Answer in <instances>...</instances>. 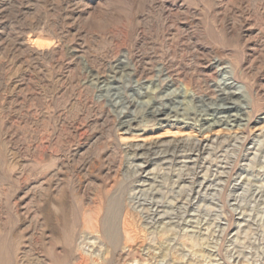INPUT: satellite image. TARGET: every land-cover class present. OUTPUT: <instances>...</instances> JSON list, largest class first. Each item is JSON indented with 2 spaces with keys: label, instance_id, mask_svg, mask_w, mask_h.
I'll return each mask as SVG.
<instances>
[{
  "label": "rangeland",
  "instance_id": "374dc122",
  "mask_svg": "<svg viewBox=\"0 0 264 264\" xmlns=\"http://www.w3.org/2000/svg\"><path fill=\"white\" fill-rule=\"evenodd\" d=\"M118 59V91L137 121L152 123L168 86L173 97L187 83L193 112L199 99L225 103L217 94L231 74L250 99L249 121L201 134L140 123L125 134L116 89L100 96L96 86ZM0 122L17 129L0 165V250L12 264H97L96 254L58 258L95 214L104 264H264V0H0ZM132 203L137 214H126Z\"/></svg>",
  "mask_w": 264,
  "mask_h": 264
},
{
  "label": "bare ground",
  "instance_id": "6f19581e",
  "mask_svg": "<svg viewBox=\"0 0 264 264\" xmlns=\"http://www.w3.org/2000/svg\"><path fill=\"white\" fill-rule=\"evenodd\" d=\"M8 3V2H6ZM77 16V15H76ZM18 47H20V44H17ZM22 53V52H21ZM46 56V55H45ZM16 62V61H15ZM52 63V62H50ZM113 63V62H112ZM55 64V63H54ZM103 64V63H102ZM101 64V65H102ZM223 64V63H222ZM63 65V64H62ZM124 65H125V62H123L122 60L118 59L116 60L113 68H112V75H109V76H102L103 77V80L100 81L101 85L97 88H99V93H100V96L101 95V91L102 89L105 88V90H111V89H116L115 90V95L117 98H115V102L114 104L115 105H118V119L120 120L119 124H120V128L121 130H123V133L127 134V133H130V132H138V131H142L144 130V128L141 127V125H144V126H147L148 124L150 125H153V124H161V123H172V124H175V125H179L181 127H190V128H195V130L198 132V133H203V132H208L210 131L213 127L215 126H223L225 128H233L235 126H239V125H247L248 123V118L246 117L245 112L246 110H248L250 108V99L248 96H245L242 94V91L239 87H237L236 85H234L233 81H230L231 79L234 78V75L231 76L229 75L228 77H224L222 78L223 81H221V84H222V87L220 88V90H223L220 91V93L217 94V97L219 99H223V98H226L227 101L225 103H222V104H214L212 105V107H208L207 104L204 102V100H198L201 104V108L200 109H197V110H193L194 108H189V105H188V101H189V95H190V90L188 89L187 87V83H184V84H180V85H183V86H177V88H175V94L173 95V97H170V91H169V86L167 84H163L164 86H168L167 87V91L165 92V94L162 96V97H159L160 100L162 101H166L164 103H161V101H158V100H155V104H153L149 109L150 111L152 112V116L150 118H152V123H149L150 121H144V122H140L139 120L137 121L136 118L134 117L133 114L129 113V104H127L126 102H124L122 100V98L125 96H123L122 94H119V80L117 79V75H121L124 71ZM218 65H220V63H218ZM228 65V64H227ZM79 66V65H78ZM225 66V65H224ZM171 67V66H170ZM229 66H225L223 67L222 69L224 70V73H228L229 71L226 69L228 68ZM231 67V66H230ZM168 69V68H167ZM162 71V70H161ZM179 71V70H178ZM212 71V70H211ZM155 72V71H154ZM218 72V71H217ZM142 73V72H141ZM157 73V72H156ZM159 73V71H158ZM230 73V72H229ZM228 73V74H229ZM148 76H149V72L147 73ZM146 74V75H147ZM167 74V72L165 73ZM223 74V72H222ZM122 75H126V74H122ZM168 75V74H167ZM224 75V74H223ZM118 76V77H119ZM165 76V75H164ZM102 77H100L102 79ZM142 77V75H141ZM177 77V76H176ZM180 77V76H179ZM215 77V76H214ZM100 78H98L100 80ZM140 78V77H139ZM161 78V77H159ZM119 79H121L119 77ZM123 79V78H122ZM138 79V78H137ZM155 80V79H154ZM176 81V80H175ZM175 81H172L170 80L169 82H172L170 85L172 86V84H175ZM201 81V80H200ZM95 82V81H94ZM156 82V81H155ZM177 82V81H176ZM184 82V81H183ZM99 83V84H100ZM119 83V84H118ZM142 83V82H141ZM150 83V82H149ZM180 83V81H179ZM182 83V82H181ZM206 83V82H205ZM128 84V83H127ZM143 84V83H142ZM212 84V83H211ZM94 85V84H93ZM162 85V86H163ZM147 86V85H146ZM197 86V85H196ZM150 86L148 85L147 86V89L149 88ZM161 87V85H160ZM173 87V86H172ZM217 87V86H216ZM226 87L227 89H229L228 91L225 90ZM142 86L140 85L139 82L134 81V85L131 86V90L134 89L135 92H138L139 89H141ZM158 85L157 84H154L152 87L149 88V90H144L143 92V102H149V100H153L154 96L153 94L156 92V89H158ZM190 88V87H189ZM212 88V87H211ZM58 89V88H56ZM96 89V88H95ZM173 89V88H172ZM191 89V88H190ZM207 90V92L210 91V88L206 86L205 88ZM231 89V90H230ZM166 90V89H165ZM174 91V89H173ZM21 92V91H20ZM113 92V91H112ZM161 90H159L158 93H160ZM23 93V92H22ZM126 93V92H125ZM140 94V92H138ZM137 93V94H138ZM196 93V92H195ZM214 93V91H213ZM130 94V93H129ZM163 94V93H162ZM142 95V94H141ZM160 95V94H159ZM169 95V96H168ZM211 95V94H210ZM225 95V96H223ZM73 96V95H72ZM109 96V95H108ZM133 96V95H132ZM135 96V95H134ZM207 96V95H206ZM31 97V96H30ZM99 97V96H98ZM187 97V98H186ZM215 98V97H214ZM101 99V97H100ZM110 99V98H109ZM112 99V98H111ZM140 99V98H139ZM188 99V101H187ZM108 100V99H107ZM114 100V99H113ZM216 100V99H215ZM130 101L132 102H136V103H140L141 101H138V99H136L135 97H131ZM169 101H171L169 103ZM221 101H224V100H221ZM2 102V101H1ZM103 102V101H102ZM110 102V101H109ZM142 102V103H143ZM194 102V101H193ZM213 102H216V101H213ZM20 104V103H19ZM102 104V103H101ZM113 104V103H112ZM141 104V103H140ZM171 104V105H170ZM193 104V103H191ZM197 104V103H196ZM209 104V103H208ZM105 105V104H104ZM110 106V105H109ZM196 106V105H195ZM114 107V106H113ZM143 107V106H141ZM70 109V108H69ZM108 110V109H106ZM112 110V109H111ZM116 110V109H115ZM133 110V108H132ZM135 110V108H134ZM250 110V109H249ZM38 111V110H37ZM144 112V111H143ZM150 112V113H151ZM115 114V112H113ZM117 113V112H116ZM141 113V112H140ZM147 113V112H146ZM15 114V113H14ZM109 114V113H107ZM106 114V115H107ZM145 114V113H144ZM43 115V114H42ZM19 116V115H18ZM105 116V115H104ZM115 117V115H112ZM33 117V116H32ZM144 117V116H143ZM25 118V117H24ZM31 118V117H30ZM60 118V117H59ZM68 118V117H67ZM85 118V117H84ZM107 118V117H106ZM117 118V117H115ZM147 118V117H146ZM32 119V118H31ZM70 119V117H69ZM0 165L2 166V162L6 161V153L8 151V144L11 143V137L14 135H17V129L13 126L12 123H9V122H6V124L4 125L2 122H0ZM34 123V122H33ZM89 123V122H88ZM87 123V124H88ZM140 123H144V124H141ZM22 126V125H21ZM91 126V125H90ZM95 126V125H94ZM260 132L262 133V129L260 130ZM209 133V132H208ZM38 134V133H37ZM36 134V135H37ZM19 136V135H18ZM17 137V136H16ZM34 137V136H33ZM39 137V136H38ZM37 137V138H38ZM19 138V137H18ZM22 138V137H20ZM35 139V137H34ZM188 139V138H187ZM18 140V139H17ZM14 141V140H13ZM22 141V140H20ZM30 141V140H29ZM175 141V140H174ZM235 141V140H234ZM24 142V141H23ZM39 142V141H38ZM188 142V141H187ZM197 142H200L198 139H197ZM15 143V142H14ZM33 143V142H31ZM24 144V143H23ZM14 145V144H13ZM16 146V145H15ZM35 146V150L39 148V145L36 144L34 145ZM41 146V145H40ZM137 146V145H136ZM10 148V147H9ZM25 148V147H24ZM32 148V146H31ZM14 149V148H13ZM16 149V148H15ZM33 149V148H32ZM39 150V149H38ZM13 152V151H12ZM16 153V152H15ZM31 153V152H30ZM51 158V157H50ZM111 158V157H110ZM19 159V158H18ZM49 159V158H48ZM13 160V159H12ZM170 160V159H169ZM111 161V160H110ZM14 162V161H13ZM17 162V161H16ZM163 162V161H162ZM2 163V164H1ZM36 163V162H35ZM183 165H187L186 161H183ZM11 164V162H10ZM13 164V163H12ZM78 165V164H77ZM82 166V165H81ZM89 166V165H88ZM135 166V165H134ZM166 166V165H165ZM18 168V167H17ZM36 168V167H35ZM142 168V167H141ZM33 169V168H32ZM140 169V168H139ZM143 169V168H142ZM38 170V169H36ZM136 170V169H135ZM184 170V169H183ZM35 171V170H34ZM139 171V170H137ZM144 171V170H143ZM142 171V172H143ZM11 172V171H10ZM13 172V171H12ZM38 172V171H37ZM203 172V171H202ZM15 173V172H14ZM36 173V172H35ZM135 173V172H134ZM145 173V172H144ZM165 173V172H164ZM264 173V172H263ZM19 174V173H18ZM24 174V173H22ZM27 175V174H26ZM24 175V176H26ZM56 175V174H55ZM9 176V175H8ZM14 176V175H13ZM13 176L11 178H13ZM17 176V175H16ZM189 176V175H188ZM23 177V176H21ZM135 177L138 178V180H140L141 182H146V178L145 176H143L142 173H136L135 174ZM179 177V176H178ZM251 177V176H250ZM9 178V177H7ZM18 179V178H17ZM28 179V178H27ZM174 179V178H173ZM19 181H21L19 179ZM24 181V180H23ZM137 181V180H136ZM139 181V182H140ZM22 182V181H21ZM40 182V181H39ZM253 184V183H252ZM46 186V185H44ZM43 186V187H44ZM145 187V186H144ZM32 188V187H31ZM35 188H38L39 190H42V188L40 186H37ZM34 188V189H35ZM52 189V188H51ZM139 189V188H138ZM131 191V190H130ZM134 191V190H132ZM136 191V190H135ZM29 192V191H28ZM1 193V192H0ZM2 194V193H1ZM87 194V193H86ZM26 195V194H25ZM33 195V194H32ZM35 196V195H34ZM39 196V195H38ZM25 196L23 195L22 197H20V199H24ZM128 198H129V202L130 201H133L135 198H136V195L135 193L134 194H130L128 195ZM19 199V200H20ZM138 199V198H137ZM31 200V199H30ZM15 201V200H14ZM135 201V200H134ZM142 202V201H141ZM144 202V201H143ZM1 203V202H0ZM110 203V202H109ZM131 203V202H130ZM16 205V204H15ZM129 205V204H128ZM126 204V206H128ZM14 206V205H13ZM125 206V207H126ZM18 207V206H17ZM140 207V206H139ZM146 207V206H145ZM13 208V207H12ZM23 208V206H22ZM154 208V207H153ZM118 209V208H117ZM125 209V208H124ZM136 209H139L138 207L134 206V204L132 203L130 205L129 208H126L125 210L127 211L126 214H128L129 210H131V212L133 211L134 213L136 212L137 214V211ZM123 210V209H122ZM108 211V210H107ZM17 213V211H15ZM95 212V211H94ZM121 212V210H120ZM119 212V213H120ZM123 212V211H122ZM141 212V211H139ZM97 213V211H96ZM22 214L28 218V214H29V210H28V207H24V211L22 212ZM100 214V213H98ZM115 214V213H114ZM139 214V213H138ZM142 214V213H141ZM19 215V213H18ZM95 214V217L93 218V220L89 221L87 224V226L79 232V235L78 237H76L77 235V232L74 231L72 234H71V237H70V240H69V244L67 246V250L65 249H62L61 253L59 254L58 258L61 259V261H66V259L70 258V259H76V260H80V261H83L84 260V257L85 256H92V255H95L97 256L98 261L97 264H104L105 261H106V256H105V251H108V250H101L100 248L98 249H95V246L97 244V240H96V236L94 234V229L92 228H96L97 226V221H98V218L97 215ZM121 215V214H120ZM143 215V214H142ZM107 216V215H106ZM126 216V215H125ZM18 217V216H17ZM119 217V216H118ZM142 217V216H141ZM140 217V219H141ZM102 218V216H101ZM122 218V217H121ZM120 218V219H121ZM137 218V217H136ZM92 219V218H91ZM10 220V219H9ZM117 220V219H116ZM129 220V219H128ZM85 221V220H84ZM88 221V220H87ZM121 221V220H120ZM131 221V220H130ZM39 222V220L35 221V223ZM114 222V221H113ZM185 222V221H184ZM28 223V222H27ZM105 223V222H104ZM118 223V222H117ZM86 224V223H85ZM121 224V223H120ZM155 224V223H154ZM40 225L41 226H44V223L43 222H40ZM79 225V224H78ZM106 225V224H105ZM119 225V224H118ZM85 226V225H84ZM100 226V225H99ZM83 227V225H82ZM151 227V226H150ZM106 228V227H104ZM103 228V229H104ZM143 228V227H142ZM102 229V231H103ZM38 230V228H37ZM98 230V229H97ZM101 230V229H100ZM44 231V230H43ZM112 231V230H111ZM119 231V230H118ZM52 232V231H51ZM98 232V231H96ZM101 232V231H100ZM109 232V231H108ZM117 232V230H116ZM45 233V232H44ZM53 233V232H52ZM103 233V232H102ZM120 233L122 234L121 236H123V240H122V247L121 250H117V258L118 260H120L123 255H124V252L128 249V243H127V237H130V232L128 230V227H127V223H126V218L123 219L122 221V228H121V231L118 232V234L120 235ZM133 233V232H132ZM1 234V233H0ZM38 234V233H37ZM104 234V233H103ZM10 235V234H9ZM29 235V234H28ZM48 235V234H46ZM101 235V233H100ZM99 236V235H98ZM97 236V237H98ZM105 237V236H103ZM113 237V236H112ZM51 238V237H50ZM101 238V237H100ZM135 238V237H133ZM6 239V238H5ZM8 239V238H7ZM6 239V240H7ZM105 239V238H103ZM103 239H102V242H103ZM95 240V241H93ZM99 240V239H98ZM120 240V239H119ZM130 240V239H129ZM101 241V240H100ZM112 241V240H111ZM110 241V242H111ZM7 242V241H6ZM5 242V243H6ZM13 242V241H12ZM132 242V241H130ZM1 243V242H0ZM11 243V242H10ZM9 243V244H10ZM105 243V242H104ZM119 243V242H118ZM135 243V242H134ZM137 243V242H136ZM8 244V245H9ZM105 245V244H104ZM103 245V246H104ZM109 245V244H108ZM120 245V244H119ZM111 246V245H110ZM7 247V246H6ZM97 247H98V244H97ZM101 247V246H99ZM105 247V246H104ZM135 247V246H134ZM4 248V247H3ZM102 248V247H101ZM9 250V249H8ZM13 250V249H12ZM19 250V249H18ZM17 250V251H18ZM6 251V250H5ZM10 251V250H9ZM95 251H99L97 253H95ZM110 251V249H109ZM115 251V250H114ZM19 252V251H18ZM116 252V251H115ZM7 254V255H6ZM108 254V253H107ZM0 255L3 256V258L0 257V262L2 261V264H12L13 262L11 261L12 259L10 258V254H8V252H4V251H1L0 250ZM17 255V254H16ZM37 256V255H36ZM24 257V256H23ZM95 257V256H94ZM213 257V256H212ZM10 258V259H9ZM92 258V257H90ZM89 258V259H90ZM18 259V257L16 258ZM23 259V258H22ZM39 260V259H37ZM14 261V260H13ZM60 261V260H59ZM190 261V260H189ZM76 262V261H75ZM79 262V261H78ZM42 263V262H41ZM72 263V262H71ZM70 263V264H71ZM74 263V262H73ZM88 263V262H87ZM110 263V262H109ZM232 263V262H231ZM16 264V263H15ZM108 264V263H107ZM257 264V263H256Z\"/></svg>",
  "mask_w": 264,
  "mask_h": 264
}]
</instances>
